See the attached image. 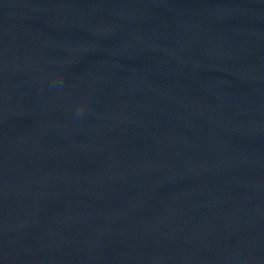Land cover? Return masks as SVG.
Here are the masks:
<instances>
[{"label":"water","instance_id":"1","mask_svg":"<svg viewBox=\"0 0 264 264\" xmlns=\"http://www.w3.org/2000/svg\"><path fill=\"white\" fill-rule=\"evenodd\" d=\"M0 87L264 264V0H0Z\"/></svg>","mask_w":264,"mask_h":264}]
</instances>
